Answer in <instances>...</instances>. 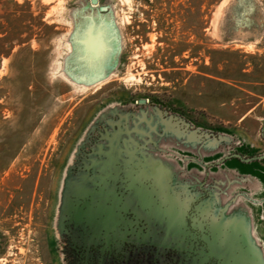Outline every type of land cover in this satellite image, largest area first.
<instances>
[{"label": "rangeland", "instance_id": "obj_1", "mask_svg": "<svg viewBox=\"0 0 264 264\" xmlns=\"http://www.w3.org/2000/svg\"><path fill=\"white\" fill-rule=\"evenodd\" d=\"M99 1L119 51L108 75L85 85L63 61L75 48L73 71L82 74L79 63L97 73L110 47L107 19L81 14L85 0H0V264H58L65 162L108 104L157 100L226 134L214 150L264 151V0ZM249 166L240 169L264 168V159ZM251 193L264 257L263 197Z\"/></svg>", "mask_w": 264, "mask_h": 264}, {"label": "flooded vegetation", "instance_id": "obj_2", "mask_svg": "<svg viewBox=\"0 0 264 264\" xmlns=\"http://www.w3.org/2000/svg\"><path fill=\"white\" fill-rule=\"evenodd\" d=\"M106 7L85 0L81 14L104 18ZM193 129L202 130L143 96L102 109L61 176L53 227L58 264H222L214 251L231 235L261 247L248 195L258 190L264 211V168L240 167L264 155L247 160L255 154L199 149L213 133L203 130L192 146L183 133ZM155 168L179 178H156Z\"/></svg>", "mask_w": 264, "mask_h": 264}, {"label": "water", "instance_id": "obj_3", "mask_svg": "<svg viewBox=\"0 0 264 264\" xmlns=\"http://www.w3.org/2000/svg\"><path fill=\"white\" fill-rule=\"evenodd\" d=\"M92 2H95L96 0H91ZM107 19V26L110 34V47L108 49V57L105 59V62L103 65H101L100 69L97 71V73L93 72L91 67L87 66V64H75L79 65V67H82V74L79 75V73H75L73 71V65L74 64V58L78 57V55L75 53V48L71 47V50L69 51L68 55L69 57H65L63 61V71L65 75L71 79L72 81H75L79 84H91L94 83L95 81H99L102 78H104L112 67L116 63L117 59V54L119 51V34L117 32L116 27L114 26V20L111 16L104 17V18H98V21L106 20ZM77 24H73V28L70 31L69 34V39L72 40L76 34L77 31ZM77 55V56H76ZM197 129H193L192 131L185 132L184 138L186 141H188L192 146L196 145L194 144L193 139L196 141H199L201 136H206V132L203 130H199V132H196ZM174 134L178 135L175 130L173 131ZM193 138V139H192ZM229 137L226 134H220L217 133L215 136L212 134V139L210 142L204 141L202 144H200L199 149H205L206 147H214L216 144H218L221 140H227ZM208 142V143H207ZM234 155H239V153H233ZM264 155V152L251 155V156H246L244 159L247 160H252V159H257L260 158ZM157 178V176L155 175ZM170 178V175L168 176ZM226 249L223 248V238H221L220 245H217L218 248H215V256L217 257H222L223 258V263L222 264H264V257L261 253L262 248L259 245L254 244L253 240L250 237H237L235 235H231L230 237H226Z\"/></svg>", "mask_w": 264, "mask_h": 264}, {"label": "crops", "instance_id": "obj_4", "mask_svg": "<svg viewBox=\"0 0 264 264\" xmlns=\"http://www.w3.org/2000/svg\"><path fill=\"white\" fill-rule=\"evenodd\" d=\"M168 172V171H166ZM170 170H169V173L168 175H165V170L161 169V168H155V175L157 176V178H168V176L170 175Z\"/></svg>", "mask_w": 264, "mask_h": 264}, {"label": "bare ground", "instance_id": "obj_5", "mask_svg": "<svg viewBox=\"0 0 264 264\" xmlns=\"http://www.w3.org/2000/svg\"><path fill=\"white\" fill-rule=\"evenodd\" d=\"M132 76V75H131Z\"/></svg>", "mask_w": 264, "mask_h": 264}]
</instances>
